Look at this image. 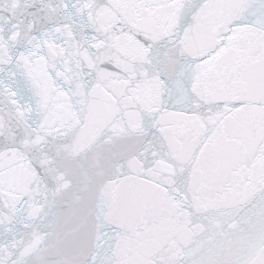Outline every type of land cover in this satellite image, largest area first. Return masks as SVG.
I'll use <instances>...</instances> for the list:
<instances>
[{"label": "snow or ice", "instance_id": "snow-or-ice-1", "mask_svg": "<svg viewBox=\"0 0 264 264\" xmlns=\"http://www.w3.org/2000/svg\"><path fill=\"white\" fill-rule=\"evenodd\" d=\"M0 264H264V0H0Z\"/></svg>", "mask_w": 264, "mask_h": 264}]
</instances>
